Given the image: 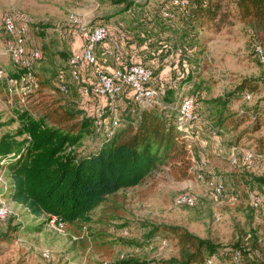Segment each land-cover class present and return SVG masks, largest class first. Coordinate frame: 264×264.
<instances>
[{
  "label": "rangeland",
  "instance_id": "374dc122",
  "mask_svg": "<svg viewBox=\"0 0 264 264\" xmlns=\"http://www.w3.org/2000/svg\"><path fill=\"white\" fill-rule=\"evenodd\" d=\"M114 9L111 0H0V65L8 74L18 75L15 64L6 54L8 38L2 25L6 15L28 27V53L36 49L42 53V59L34 62L36 84L25 96L14 98L13 105L5 85L0 82V136L17 132L16 111H29L41 118L55 105H82L87 101L80 93V86L71 79L69 95H60L50 84L60 70L67 69L72 55L81 51L82 28L100 25L101 17ZM96 18L98 21L94 24ZM211 38L207 53L198 58L200 64L194 79L195 89L202 92L200 97L192 95L197 108L195 118L200 116L201 120L192 127L190 177L180 179L168 167H163L140 186L110 197L92 213L87 225L66 228H59L45 216L36 217L0 195V207L8 211L0 218V235L10 236L7 242L0 240V264H125L131 260L159 264L179 257L177 242L169 234L161 230L154 235L153 230L162 226L181 227L202 239H210L219 244L220 251L242 246L256 259L246 254V264H260L257 258H264V204L257 209L251 206L255 187L248 185L245 176H264V126L256 133L249 131L254 126L250 117L239 116L238 111L249 110L264 97V70L255 57L256 46L264 43L245 26L233 27ZM107 63L104 64L106 72L116 70L110 61ZM87 71L83 81H93L91 70ZM245 78L261 81L259 86L263 91L247 94L250 100L242 97L231 106L234 112L227 117L225 133L220 139V133L211 134L216 117L207 102L232 92ZM184 89L185 93L193 91ZM128 96L125 92L115 99L119 114L125 111L128 102L135 105ZM167 100L163 95L160 102ZM178 103L179 100L172 105ZM105 104L106 99L91 101L94 110L104 108ZM243 117L241 127L233 134L232 125ZM245 131L246 135L237 137ZM93 138L85 140L81 151L96 145L97 139ZM233 146L262 155L254 154L252 166L236 167L232 158L239 153H234ZM202 161L206 162L205 166ZM218 183L224 185L226 192L216 199L212 193ZM6 184L0 175V189H5ZM182 193L195 196L197 204L178 206L176 200Z\"/></svg>",
  "mask_w": 264,
  "mask_h": 264
},
{
  "label": "trees",
  "instance_id": "16d2710c",
  "mask_svg": "<svg viewBox=\"0 0 264 264\" xmlns=\"http://www.w3.org/2000/svg\"><path fill=\"white\" fill-rule=\"evenodd\" d=\"M187 2L182 8L174 6L172 0H157L154 5L150 1L111 0L115 9L101 17L100 25L109 27L110 38L107 45L96 50L99 65L105 68L104 64L110 61L114 69L124 70L134 64L151 69L153 76L147 87L158 89L160 99L164 95L168 102L161 101L162 106L156 110L140 109L128 102L120 113L121 126L111 137L96 129L95 120L88 112L89 104L85 102L55 105L41 118L29 111H16L17 132L0 136V175L7 183L5 189H0V195L25 207L34 216H45L66 228L87 225L92 213L110 197L140 186L163 167L180 179L190 177L191 142L178 130L176 113L170 107L182 95L201 96L194 79L200 64L198 58L207 53L211 37L245 26L264 43V0ZM164 9L170 16L164 15ZM94 21L97 23V18ZM142 45L146 48L140 50ZM172 59L176 61L168 64ZM59 72L50 85L63 95L59 90ZM260 84L259 80L245 78L232 92L207 102L216 117L211 134L220 133L218 137H223L227 117L234 112L231 106L247 94L263 91ZM185 87L188 92L193 91L185 93ZM174 96L178 97L171 101ZM196 110L195 106L194 114ZM238 112L239 116L250 117L254 126L249 131L256 133L264 126V97L249 110ZM244 117L232 125L233 134L241 127ZM200 120L198 116L194 123ZM92 137L97 139L96 145L81 151L85 140ZM245 179L255 187L253 194L264 198V176L248 175ZM161 230L177 242L179 257L159 264H204L209 258H216L218 264H233L236 255L241 257L240 264H246V254L250 253L242 246L220 251L219 244L181 227L162 226L153 230L154 235ZM9 238L8 233L0 235L1 243ZM249 256L256 260L251 253ZM257 262L264 264V259L258 257ZM124 263L140 264L134 260Z\"/></svg>",
  "mask_w": 264,
  "mask_h": 264
},
{
  "label": "built area",
  "instance_id": "2783aa9c",
  "mask_svg": "<svg viewBox=\"0 0 264 264\" xmlns=\"http://www.w3.org/2000/svg\"><path fill=\"white\" fill-rule=\"evenodd\" d=\"M172 4L184 8L188 5V2L187 0H173ZM164 15L170 16V12L164 9ZM2 25L8 38L6 54L10 56L15 64L18 75L8 74L0 65V82L5 85L7 94L10 97L9 102L13 105L14 98L25 96L29 92V88L36 84L34 62L42 59V53L38 49L28 53L26 44L29 30L26 24H19L12 16L6 15L2 19ZM81 38L83 44L81 51L72 55L68 62L67 70H60L59 72V90L63 95L70 94L69 79L80 86V93L87 100L85 103L89 104L88 112L89 115L93 116L98 131H103L111 137L114 131L121 126L120 114L116 108L115 99L125 92L130 95L128 99L132 100L135 106L140 109L156 110L158 106H162L160 91L156 88L147 87L153 76L151 69L141 64H134L124 70L116 69L112 73H108L99 65L96 50L101 45H107L110 38L109 27L105 25L84 27L81 30ZM255 54L264 70V46L261 44L257 45ZM87 70H91L94 76L93 81L91 79L83 81L88 72ZM96 98L107 100L104 108L94 110L95 108L90 106V102ZM245 99L250 100L251 96L246 95ZM170 108L176 112L175 120L178 130L189 142L193 143L194 97L192 95H182L179 103ZM134 112L135 110H133ZM233 150L234 153H239V156L235 155L232 158L234 166L241 167L242 164L246 166L253 165L255 156L251 151L243 150L239 146H234ZM201 164L205 166L206 162L202 161ZM213 187L212 196L214 198H221L225 195L226 190L223 184L218 183ZM176 204L182 207H194L197 204V198L190 193H182L178 196ZM250 204L257 209L264 204V198L260 195L252 194ZM7 213L8 211L4 206L0 207V218H4ZM51 222L55 224L54 220ZM57 226L63 228L62 225ZM240 261L241 257L236 255L233 264H240ZM204 264H218V260L209 258Z\"/></svg>",
  "mask_w": 264,
  "mask_h": 264
},
{
  "label": "crops",
  "instance_id": "0c3cea01",
  "mask_svg": "<svg viewBox=\"0 0 264 264\" xmlns=\"http://www.w3.org/2000/svg\"><path fill=\"white\" fill-rule=\"evenodd\" d=\"M150 1H151L150 4L154 5V4H156V1H157V0H155V1H154V0H153V1L150 0ZM220 34H221V33H220ZM220 34H218V35H220ZM215 36H217V35H215ZM145 48H146V47H145L144 45H142L141 48H140V50H143V49H145ZM207 51H208V49H207ZM175 61H176L175 59H174V60L172 59V60H168L167 63H168V64H172V63H174Z\"/></svg>",
  "mask_w": 264,
  "mask_h": 264
}]
</instances>
